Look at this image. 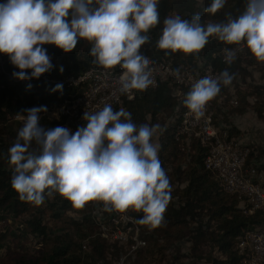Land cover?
<instances>
[{"label": "clouds", "instance_id": "clouds-1", "mask_svg": "<svg viewBox=\"0 0 264 264\" xmlns=\"http://www.w3.org/2000/svg\"><path fill=\"white\" fill-rule=\"evenodd\" d=\"M158 3L5 0L0 3V53L20 69L13 73L15 78L39 79L54 67L43 45H55L68 53L84 39L92 45L93 64L123 70L119 90L131 96L133 90L144 91L153 84L152 61L140 49L149 42L150 29L160 23ZM225 4L226 0H212L204 11L215 15ZM163 23L157 47L166 54L198 56L215 36L228 45L246 44L254 57L264 62V0H247L244 12L235 18L229 14L226 22L204 24L196 13L190 20L169 16ZM224 51L225 62L231 65L235 50ZM234 78L225 69L216 78L199 79L186 94L184 105L196 119L203 117L209 102L219 95L221 84L229 86ZM62 90V84L52 89ZM25 112L18 116L23 126L8 149L11 186L21 201L41 206L59 194L78 210L99 202L109 213H143L138 222L150 229L163 225L172 185L159 158L160 145L154 141L162 131L159 124L137 125L129 111H115L105 104L96 112L85 111V125L73 133L64 126H42L41 113L47 112L46 106Z\"/></svg>", "mask_w": 264, "mask_h": 264}, {"label": "trees", "instance_id": "trees-1", "mask_svg": "<svg viewBox=\"0 0 264 264\" xmlns=\"http://www.w3.org/2000/svg\"><path fill=\"white\" fill-rule=\"evenodd\" d=\"M3 2L5 0H0V3ZM211 2L212 0H159L160 23L150 29L149 42L140 51L154 59L171 62L175 67L193 70L201 64H212L219 73L225 69L233 73L235 78L231 85L221 84V91L215 98L212 109L218 126L222 123L230 127L231 136L241 137V129L233 122L235 115L254 108L258 116L264 119V85L255 84L248 92L241 88V82L253 75L250 67L259 69L264 74V62H259L246 44L228 45L215 36L209 38L208 44L198 56L170 51L166 54L165 50L157 47L164 19L169 16L179 15L190 20L194 14L199 13L204 24L220 23L226 22L229 14L233 18L238 17L247 4V0H226L224 8L211 15L204 11ZM43 47L47 49L54 67L39 79L15 78L13 73L20 69L11 63L8 55L1 53L0 222L9 219L16 222L21 218L26 220L24 226L12 227L6 224L1 231L0 264H118L129 251L130 245L125 249L120 241L101 237V225L109 221V212L105 211L103 215L95 213V210L100 209L97 202L78 210L73 208L70 201L56 194L43 205L35 206L21 201L19 194L11 186L12 169L8 163V149L23 126L21 122L12 119L13 115L26 113L25 110L29 108L61 103L74 93L63 84L62 79L66 75H78L95 65L92 63L94 58L90 56L92 45L84 39H79L77 47L68 53L51 44ZM224 48L240 49L237 55L235 53L236 58L231 65L222 61ZM26 71L30 75L32 70ZM57 84H62L63 90L53 92L52 89ZM178 87L172 81L160 82L144 91L134 90L133 98L124 96L113 107L115 111L120 108L129 111L137 125L147 123L161 126L162 131L157 134L159 158L171 185L177 184L172 187V199L164 214L162 226L150 229L138 222L143 213L129 210L141 225V236L146 244L133 251L125 264H244L245 257L237 248V238L247 229L262 225L264 210H257L253 214L245 212L242 204L245 205L246 199L227 192L221 181L205 168L208 147L197 137L178 135L179 124L186 109L184 99L190 91L189 88H183L182 94H177ZM231 88L236 89V94L235 91H230ZM251 97H256V102H252ZM233 99L238 103L233 104ZM40 123L45 128L66 127L64 117L61 120L43 117ZM256 161L264 162V157L251 151L246 166ZM261 167L264 168V163ZM47 212L54 218L56 225L45 220ZM190 235L194 239L195 251L203 242V249L207 245L211 247L210 254L202 253L203 256L196 259L191 251L183 249L181 240ZM85 242L87 248H83ZM32 243L33 248L30 247ZM14 244L19 245V249Z\"/></svg>", "mask_w": 264, "mask_h": 264}, {"label": "built area", "instance_id": "built-area-1", "mask_svg": "<svg viewBox=\"0 0 264 264\" xmlns=\"http://www.w3.org/2000/svg\"><path fill=\"white\" fill-rule=\"evenodd\" d=\"M228 49V48H224ZM222 51V61L225 62V51ZM235 49V53H236ZM152 63L153 84L149 87H155L160 82L172 81L179 87L177 94H182L183 88L191 90L192 85L199 79L210 76L216 78L219 71L212 64H207L196 69L175 67L171 62L152 58L145 55ZM2 54L0 53V62ZM178 70V71H177ZM123 70L117 66L112 70H106L98 65H93L78 75H66L62 79L65 84L74 93L66 97L61 103H54L46 106L47 112L41 113V119L48 117L51 119H66V127L76 131L78 127L84 126L83 115L85 111L93 113L103 108L105 104H111L112 107L120 103L124 96L128 99L132 95L122 94L120 92L119 78ZM215 99L207 105L205 115L196 119L190 110L186 107L178 128V135H190L199 138L200 142L208 147L209 153L205 159V168L208 169L216 178H218L224 189L232 194H237L246 199L245 212L253 214L257 210H264V168L262 163H252L246 166L248 157L252 151L251 143L247 137L231 136L230 127L218 126L214 120L212 105ZM237 104L236 99L232 100ZM26 113H16L12 119L23 124L19 115ZM99 210L95 213H105L101 203L97 202ZM122 215L130 217L123 219ZM106 224L101 225L100 234L102 237L110 240H118L121 244L130 245L129 253L125 254L118 264H125L128 256L146 244L141 236V225L135 217L128 211L126 214L119 212L108 213ZM132 241V242H131ZM83 248H87L86 242ZM237 248L244 255V264H264V222L259 228H249L237 238Z\"/></svg>", "mask_w": 264, "mask_h": 264}, {"label": "rangeland", "instance_id": "rangeland-1", "mask_svg": "<svg viewBox=\"0 0 264 264\" xmlns=\"http://www.w3.org/2000/svg\"><path fill=\"white\" fill-rule=\"evenodd\" d=\"M240 52V49L236 50V55ZM250 67V66H248ZM250 69L253 70V75L248 76L246 81H242L241 82V88L246 90L247 92L252 90V86L255 84H259V85H264V74L261 70L256 69V68H251ZM47 79H49L47 77ZM235 88H231L230 91H235ZM236 94V91H235ZM252 102H256V97H251L250 98ZM233 122H235L234 124L241 129L242 131V136L246 138L247 140L250 141V143L252 142V147L251 149H253L252 151H254L256 153V155H260L261 157H264V119H262L261 117L258 116L257 112L254 110V108H250L247 112H245L244 114H240V115H235L233 117ZM154 141L158 143V137L154 138ZM177 185V184H176ZM173 185L172 187L176 186ZM33 210V208L31 209V211ZM46 221H49L52 225H56V221L54 220V218H52L49 214V212H47V214L44 216ZM26 219L25 218H21L20 220H17L16 222H11L12 220L9 219L8 221H1L0 222V233L1 231H3V229L5 228V225H11L12 227H17L19 225L24 226V221ZM21 221V223H20ZM58 227V226H56ZM98 232V229H97ZM102 237V236H101ZM104 238V237H102ZM182 243V247L183 249H186V251H191V255L192 256H196V259H200L203 254H210L211 247L209 245L205 246V248L203 249L202 247V243H200V246L198 248H196V251L193 249L194 247V239L193 236H189V238H184L183 240H181ZM33 243L30 245L31 248H33ZM211 245V244H210ZM14 247L19 249V245H15ZM122 247H124L125 249L128 248V244H122ZM216 252V251H215ZM129 252H127L126 254H128ZM217 253V252H216ZM205 262H203L204 264ZM206 264V263H205Z\"/></svg>", "mask_w": 264, "mask_h": 264}]
</instances>
